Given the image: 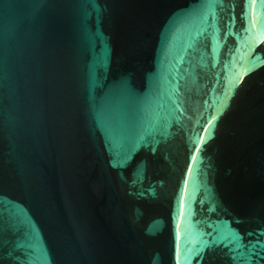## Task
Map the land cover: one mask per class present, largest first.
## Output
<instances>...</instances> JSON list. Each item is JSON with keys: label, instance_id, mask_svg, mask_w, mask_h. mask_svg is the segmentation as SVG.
<instances>
[{"label": "water", "instance_id": "water-1", "mask_svg": "<svg viewBox=\"0 0 264 264\" xmlns=\"http://www.w3.org/2000/svg\"><path fill=\"white\" fill-rule=\"evenodd\" d=\"M0 264H264V0H0Z\"/></svg>", "mask_w": 264, "mask_h": 264}]
</instances>
